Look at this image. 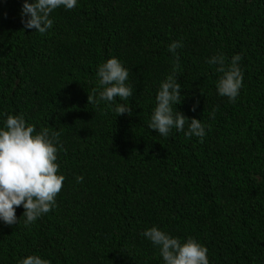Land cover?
I'll return each instance as SVG.
<instances>
[{"label":"trees","instance_id":"trees-1","mask_svg":"<svg viewBox=\"0 0 264 264\" xmlns=\"http://www.w3.org/2000/svg\"><path fill=\"white\" fill-rule=\"evenodd\" d=\"M22 4L0 0V129L13 115L37 133L58 131L65 179L34 223H24L22 206L17 224L0 221V264L29 255L163 264L142 235L153 226L196 240L209 264H264V0H77L54 10L43 34L23 28ZM176 41L182 47L170 52ZM236 54L243 81L229 101L207 61L223 55L228 65ZM177 57L183 99L173 112L200 120L202 142L185 136L187 122L168 136L148 127ZM109 58L129 70L133 96L88 104ZM116 103L131 115L117 116Z\"/></svg>","mask_w":264,"mask_h":264},{"label":"clouds","instance_id":"clouds-1","mask_svg":"<svg viewBox=\"0 0 264 264\" xmlns=\"http://www.w3.org/2000/svg\"><path fill=\"white\" fill-rule=\"evenodd\" d=\"M77 0H23L21 23L24 29H34L41 34L52 27L50 14L57 8L73 9ZM182 44L179 41L169 45V51L175 52ZM242 59L239 54L231 58L230 64H225V57L217 55L207 62L217 65V71L222 75L216 84L219 96L234 101L242 87L243 75L238 67ZM179 60L173 66V74L160 84L155 96L156 105L151 115L148 127L161 136H168L172 129L177 132L185 130V136H195L202 142L205 127L200 120L187 118L181 112H173V106L182 102L181 85L175 75ZM98 87L88 93L87 103L99 105L100 101H129L133 90L126 85L129 70L122 66L116 58H109L98 66ZM102 86V90H100ZM98 93V98H97ZM114 112L117 116L131 115L130 105L116 103ZM195 111V105L192 108ZM214 118V115H213ZM58 131L49 135L47 128L36 132L32 125H27L22 116L7 115L4 128L0 129V221L6 225H15L18 218L17 207H23L24 223H34L39 217L47 214L55 206V198L62 190L65 177L59 175L57 161ZM77 183L83 177H76ZM142 235L159 249L163 264H209L207 248L193 238L181 242L153 226L146 229ZM18 264H50V261L37 255H29Z\"/></svg>","mask_w":264,"mask_h":264}]
</instances>
